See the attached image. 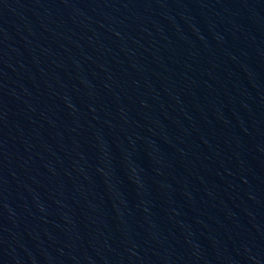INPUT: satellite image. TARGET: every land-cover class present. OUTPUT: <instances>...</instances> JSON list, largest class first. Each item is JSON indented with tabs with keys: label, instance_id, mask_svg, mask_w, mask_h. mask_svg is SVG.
Masks as SVG:
<instances>
[{
	"label": "water",
	"instance_id": "water-1",
	"mask_svg": "<svg viewBox=\"0 0 264 264\" xmlns=\"http://www.w3.org/2000/svg\"><path fill=\"white\" fill-rule=\"evenodd\" d=\"M0 264H264V0H0Z\"/></svg>",
	"mask_w": 264,
	"mask_h": 264
}]
</instances>
